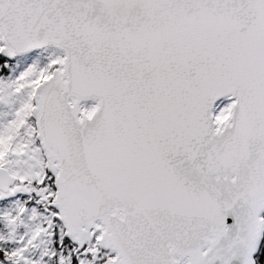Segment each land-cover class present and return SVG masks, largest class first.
I'll return each mask as SVG.
<instances>
[{
	"label": "snow or ice",
	"instance_id": "1",
	"mask_svg": "<svg viewBox=\"0 0 264 264\" xmlns=\"http://www.w3.org/2000/svg\"><path fill=\"white\" fill-rule=\"evenodd\" d=\"M0 264H264V0H0Z\"/></svg>",
	"mask_w": 264,
	"mask_h": 264
}]
</instances>
